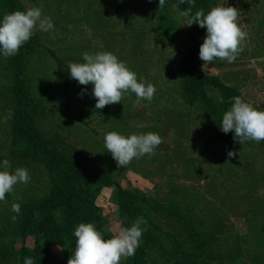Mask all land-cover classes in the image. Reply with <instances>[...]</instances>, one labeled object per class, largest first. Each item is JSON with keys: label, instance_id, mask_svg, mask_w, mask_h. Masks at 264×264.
I'll return each mask as SVG.
<instances>
[{"label": "rangeland", "instance_id": "374dc122", "mask_svg": "<svg viewBox=\"0 0 264 264\" xmlns=\"http://www.w3.org/2000/svg\"><path fill=\"white\" fill-rule=\"evenodd\" d=\"M15 1L21 11L41 7L54 24L48 32H34L38 43L32 45L27 58V78L39 107L41 133L124 188L153 203L176 205L203 223L201 229L216 238L215 253L220 252L222 258L214 264H264V140L239 143L233 149L236 156L229 161L226 150L233 135L225 134L220 125L231 106L225 109L220 92L212 87L194 103L186 94L185 59L198 23L187 26L178 14L190 5L183 8L177 0H165L159 11V0ZM216 6L239 10L237 23L247 33L243 51L232 63L216 59L209 65H204L198 53L197 67L237 89L245 102L264 110V0H195L192 13L203 9L207 14ZM205 36H201V44ZM104 51L125 62L138 80L154 84L156 92L150 102L142 100L134 107L136 96L128 92L120 103L95 108L93 85L71 79L67 65L83 63L85 52ZM11 58L0 54V87L7 83ZM84 89L87 91L81 97ZM9 118L0 113L3 145L10 143ZM110 131L124 136L155 132L163 142L154 155L146 154L118 168L104 147V136ZM17 167L27 169L31 179L16 184L13 193L0 201V247L2 238L15 248L22 245L13 232L24 205L47 196L52 188L41 163L14 160L9 171L14 173ZM113 193V188L103 187L96 204L109 228L115 230L120 223ZM13 203L21 205L19 214L11 211ZM12 216L17 217L15 221ZM158 222L163 230L184 237L173 221L163 216ZM218 224L220 231L216 230ZM33 243V238L28 239V245ZM172 246L165 235L154 233L149 262L169 264ZM53 252L63 257L60 247H54Z\"/></svg>", "mask_w": 264, "mask_h": 264}, {"label": "trees", "instance_id": "16d2710c", "mask_svg": "<svg viewBox=\"0 0 264 264\" xmlns=\"http://www.w3.org/2000/svg\"><path fill=\"white\" fill-rule=\"evenodd\" d=\"M181 3V0H177ZM183 8L188 3H181ZM19 10L15 0H0V15ZM1 15V16H2ZM206 28L199 25L192 31L190 45L187 48L185 70V92L191 103L203 96L206 88L217 89L223 99L225 109L232 106L231 99L241 93L224 84L219 77L207 74L197 67V54L200 51L201 36ZM38 43L34 33L29 41L21 46L19 52L12 56L7 83L0 87V113L9 115L10 143H0V164L7 159L10 164L39 162L47 170L52 184L50 193L40 199L28 201L23 209L14 239L20 238L22 245L15 248L2 238L0 247V264H24L25 257H32L35 264H67L76 245L75 227L80 223H93L105 239L112 237L103 210L97 206L99 191L104 187L113 188V199L118 211L120 227H131L139 217L147 225L140 239L135 255L122 258L121 264H151L149 262L150 242L154 233L165 235L172 242L169 264H214L220 258L213 242L216 238L201 229L191 214H186L176 205L153 203L144 195L124 188L101 171L88 168L85 159L78 161L69 151L62 149L59 141L49 139L39 129V107L34 97L32 86L27 78V58L32 45ZM59 63L61 75L63 71ZM233 137L227 145L228 151L239 144ZM173 221L175 228L182 234L174 235L172 231L163 230L161 217ZM203 227V226H202ZM216 230L220 231L219 224ZM33 238L32 246L28 239ZM60 247L63 257L53 252ZM261 264V262H260Z\"/></svg>", "mask_w": 264, "mask_h": 264}, {"label": "clouds", "instance_id": "9594fccd", "mask_svg": "<svg viewBox=\"0 0 264 264\" xmlns=\"http://www.w3.org/2000/svg\"><path fill=\"white\" fill-rule=\"evenodd\" d=\"M190 7L178 14L185 18L187 26L198 23L206 28V36L200 46L199 57L204 65L212 64L216 59L234 62L243 45L247 33L237 23L239 10L232 6H216L207 14L203 9L192 13L195 0H181ZM165 0H159V11L163 9ZM54 28L52 18L42 14L41 7H29L26 11L16 10L3 15L0 21V54L5 58L16 55L21 46L30 40L35 31L48 32ZM83 63L69 62L70 78L80 85H93L91 95L96 99L95 108L103 109L110 104L120 103L124 93H134L138 106L142 100L151 101L156 88L146 80H138L137 74L127 67L112 52L83 53ZM87 90L79 94L81 97ZM231 108L222 116L221 130L227 134L234 132V139L240 144L246 141L260 142L264 140V110H258L245 102L240 96L231 98ZM214 119V118H213ZM158 133L131 134L124 136L110 131L104 136V147L112 154L118 168H125L135 158L154 155L155 149L162 143ZM229 161L236 156L235 151H228ZM0 201L6 194L13 193L18 183L30 182L27 169L17 167L13 172L10 161L5 159L0 164ZM11 211L19 214L21 205L13 203ZM16 216H12L13 221ZM147 225L143 217L136 219L131 227L108 229L112 237L105 239L93 223H80L75 227L76 245L73 255L67 264H121L122 258L134 256L139 247L140 239ZM24 264H35L32 257H25Z\"/></svg>", "mask_w": 264, "mask_h": 264}]
</instances>
